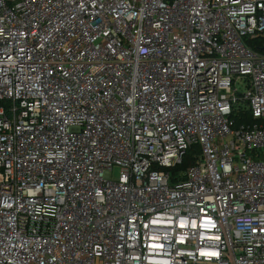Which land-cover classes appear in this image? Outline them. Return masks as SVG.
<instances>
[{
    "label": "built area",
    "instance_id": "obj_1",
    "mask_svg": "<svg viewBox=\"0 0 264 264\" xmlns=\"http://www.w3.org/2000/svg\"><path fill=\"white\" fill-rule=\"evenodd\" d=\"M259 39L264 0H0V264H264Z\"/></svg>",
    "mask_w": 264,
    "mask_h": 264
},
{
    "label": "trees",
    "instance_id": "obj_2",
    "mask_svg": "<svg viewBox=\"0 0 264 264\" xmlns=\"http://www.w3.org/2000/svg\"><path fill=\"white\" fill-rule=\"evenodd\" d=\"M249 44L255 51L261 52L263 50V47H264V39H259L257 42L256 41L249 42ZM238 119H239V121L237 120V125L244 124V122H250V117H248V116H245V117L241 116ZM200 153H201L200 148H198V147L192 148V150L190 151V153L186 157L185 161L183 162V165L178 167L176 169V172L180 173V172L186 171L187 168L192 166L195 162V159L193 156L200 155Z\"/></svg>",
    "mask_w": 264,
    "mask_h": 264
},
{
    "label": "rangeland",
    "instance_id": "obj_3",
    "mask_svg": "<svg viewBox=\"0 0 264 264\" xmlns=\"http://www.w3.org/2000/svg\"><path fill=\"white\" fill-rule=\"evenodd\" d=\"M119 170L118 169H115L114 170V173H113V178L116 180L118 177H119Z\"/></svg>",
    "mask_w": 264,
    "mask_h": 264
}]
</instances>
